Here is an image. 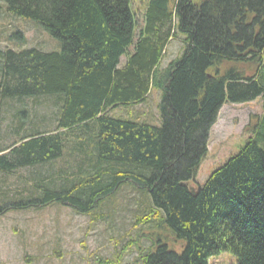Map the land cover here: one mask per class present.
Wrapping results in <instances>:
<instances>
[{"label":"trees","instance_id":"16d2710c","mask_svg":"<svg viewBox=\"0 0 264 264\" xmlns=\"http://www.w3.org/2000/svg\"><path fill=\"white\" fill-rule=\"evenodd\" d=\"M0 2L61 42L54 52L0 51V127L6 101L49 98L56 108L51 130L24 132L27 117L18 118L24 135L0 148V174L54 168L71 147L77 155L57 173L40 172L19 194L28 201L0 194V216L54 204L88 216L131 185L150 198L137 224L160 218L174 245L132 244L130 264H209L221 253L264 264V0H149L142 23L133 0ZM176 34L182 51L163 68ZM153 90L162 93L161 126L112 116ZM257 99L254 137L191 188L221 109Z\"/></svg>","mask_w":264,"mask_h":264},{"label":"rangeland","instance_id":"374dc122","mask_svg":"<svg viewBox=\"0 0 264 264\" xmlns=\"http://www.w3.org/2000/svg\"><path fill=\"white\" fill-rule=\"evenodd\" d=\"M148 1L133 0L132 11L139 23L143 21ZM182 40L176 34L168 44L163 68L180 55ZM32 47L44 52L60 51L61 42L40 24L12 16L5 4L0 2V51ZM124 63L125 57H122L120 65ZM161 100V91L153 90L146 102L116 109L112 116L161 126ZM262 105V101L257 99L239 105L226 104L221 109L209 135L208 154L190 182L191 188L202 186L212 172L222 167L249 138L254 137L248 126L262 116ZM55 110L53 100L49 98L6 101L1 114L0 148L7 147L24 135L18 129L19 117L22 120L27 117L24 132L28 129L51 130L54 128ZM71 149L60 161L54 162V168L44 166L21 170L13 175L0 174V194L17 195L18 201H28L29 198L19 194L27 193L34 181L39 180L40 172L53 174L61 167H69L65 163H72L71 157L77 159L76 154L71 155ZM12 202L16 201L9 199L5 203ZM0 206L3 204L0 203ZM149 206L150 198L145 192L124 185L88 216L79 215L59 204L0 216V264H103L104 261L130 264L137 257V250L132 248V244L140 242L147 248L150 240L161 239L174 245L170 232L158 227L160 218L152 224H137L138 218L143 217ZM209 264H237V259L230 253H221L211 258Z\"/></svg>","mask_w":264,"mask_h":264},{"label":"water","instance_id":"95a60500","mask_svg":"<svg viewBox=\"0 0 264 264\" xmlns=\"http://www.w3.org/2000/svg\"><path fill=\"white\" fill-rule=\"evenodd\" d=\"M194 192V191H193Z\"/></svg>","mask_w":264,"mask_h":264}]
</instances>
